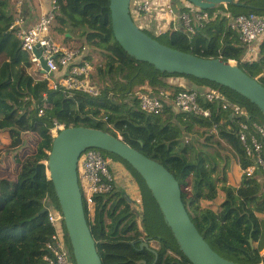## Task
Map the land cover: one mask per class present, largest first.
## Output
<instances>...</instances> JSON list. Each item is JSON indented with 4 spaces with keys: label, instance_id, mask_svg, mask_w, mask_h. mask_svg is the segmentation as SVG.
Returning a JSON list of instances; mask_svg holds the SVG:
<instances>
[{
    "label": "trees",
    "instance_id": "obj_1",
    "mask_svg": "<svg viewBox=\"0 0 264 264\" xmlns=\"http://www.w3.org/2000/svg\"><path fill=\"white\" fill-rule=\"evenodd\" d=\"M134 1H131V11ZM56 2L58 8L52 26L60 33H70L72 37L66 39H82L101 50L105 63L99 72L108 79V84L99 88L97 95L81 90H52L47 80L30 73L31 56L22 48L16 29L11 28L14 17L8 1L0 0V130L9 132L12 149L24 144L27 132L40 138L36 149L18 161L16 177L0 179V264H45V246L54 229L47 211L43 210L48 197L57 200L46 162L56 124L111 132L162 163L179 181L182 199L193 222L218 254L243 264H264V218L260 216L264 214V182L259 176L244 174L240 185L233 186L228 181L229 161H218L220 147L226 144L243 170L252 163L238 135L241 117L223 109L220 101H209L202 96L199 102L209 108V117L181 112L174 106L155 115L141 109L135 94L138 90H147L142 86L148 84L155 92L172 88L175 95L184 88L168 84L166 78L184 76L198 85L220 89L228 99L246 108L255 121L264 113L229 87L191 75L168 73L130 55L114 36L110 0ZM227 7L234 15L264 14V0H236ZM217 8H224V4L209 11ZM142 29L163 44L188 53L236 60L240 68L264 85V42L260 45L258 60H243L245 47L238 43V35L229 28L226 17L203 23L195 33L183 27L161 34ZM41 108L43 114L39 112ZM188 133L199 136V142L204 140L203 147H197L196 138L187 140ZM125 162L137 179L144 181L148 200L152 199L150 205L157 204L160 232L148 225L146 212L143 231L139 229L130 202L116 189L115 183L113 192L95 197L93 217L85 204L103 264H193L181 250L145 180ZM220 191L224 199L217 209L202 205L205 200L215 201ZM143 233L148 240H158L161 248L141 250Z\"/></svg>",
    "mask_w": 264,
    "mask_h": 264
},
{
    "label": "water",
    "instance_id": "obj_2",
    "mask_svg": "<svg viewBox=\"0 0 264 264\" xmlns=\"http://www.w3.org/2000/svg\"><path fill=\"white\" fill-rule=\"evenodd\" d=\"M131 1L110 0L114 36L130 55L168 73L191 75L229 87L256 104L264 113V85L257 78L250 76L231 60L201 57L153 38L133 18ZM187 1L200 9L209 10L236 0ZM42 64L47 70L44 60ZM89 148L118 155L143 177L181 250L193 264H243L222 257L205 240L182 199L179 181L162 163L111 132L93 127L70 126L60 129L54 137L47 165L76 264H103L87 218L78 171L80 157ZM43 211H47V208ZM143 248L144 245H141L140 249Z\"/></svg>",
    "mask_w": 264,
    "mask_h": 264
},
{
    "label": "built area",
    "instance_id": "obj_3",
    "mask_svg": "<svg viewBox=\"0 0 264 264\" xmlns=\"http://www.w3.org/2000/svg\"><path fill=\"white\" fill-rule=\"evenodd\" d=\"M164 1V4L158 9L153 0H141L135 4L132 14L135 19H139L146 15L152 16L153 13L160 10L168 13L172 22L178 18L182 20L190 33L196 32L191 22L192 16L199 26L211 19L220 16L226 17L227 25L237 33L241 44L244 47H249L248 51L244 52L243 60H247L246 55L248 54L260 53V45L264 42V14L234 15L227 10L226 4H224V8H218L213 12L200 9L192 4L190 14L188 11L177 12L172 0ZM52 2V8L35 25L24 28L23 17L18 15L11 28L16 29V34L22 42V48L29 52L33 66L42 73L40 78L47 80L52 90H81L97 95L99 88L90 82L93 70L92 62L84 57L79 49L63 45L50 35L58 8L56 0ZM42 60L46 62L47 70L44 69ZM231 61L238 64L236 60ZM136 96L140 101L141 109L155 115L164 112L168 107L167 100L169 98H173V106L179 111L193 112L205 117H209L211 112L209 108L200 104V96L209 101H220L223 109L231 110L232 115L241 117L238 129L239 139L247 156L252 160V163L243 170L244 174L248 177L259 176V180L264 182V124L251 119L246 108L228 99L220 89L209 88L207 91H201L198 88H184L175 95L172 91L163 89L159 92L138 90ZM39 112L43 114V108ZM64 127V125L56 124L52 133L55 135ZM110 163L111 159L96 148L85 150L80 157L78 171L83 178L81 190L89 211L95 208L97 195H107L114 190L116 176L110 169ZM257 173L259 174L257 175ZM45 207L47 208L48 221L54 229L45 246V264H76L70 250L62 211L55 208V204L49 197L46 199Z\"/></svg>",
    "mask_w": 264,
    "mask_h": 264
},
{
    "label": "rangeland",
    "instance_id": "obj_4",
    "mask_svg": "<svg viewBox=\"0 0 264 264\" xmlns=\"http://www.w3.org/2000/svg\"><path fill=\"white\" fill-rule=\"evenodd\" d=\"M217 9H215V10H217ZM191 10H192L191 7L186 8V11H188L190 14H191ZM149 19H150V15H147L143 21L138 20L137 22L140 26H142L141 28H146L147 30H149L148 32L151 34L153 31L156 32L157 34H161L162 32L166 31V30L161 29L157 26L151 25V22ZM179 22L181 23L180 27L187 28L184 25V23L182 22V20H179ZM191 22H192V25L195 27V30L197 32L200 29V27H199L197 21L195 20V18L193 16L191 17ZM50 32H51L50 35L57 42H59L63 45H65V43H70V41H72V39H73V38L72 39H66V37H67L66 35L69 33H64V34L60 33L59 31L56 30L55 26L51 27ZM160 40H164V39L160 38ZM74 41H75L74 45L70 46L68 44L66 46L79 49L82 52V55H84L85 57H88V58L90 57L89 60L93 64V70L91 73L90 82L93 85L97 86L98 88H101L104 85H107L108 79H105L99 72V67L104 65V63H105V59L103 58V54H102L101 50L96 49L94 46L89 45L88 43H86L82 39H75ZM32 68L33 69L35 68L36 74H37V71H38L37 68L34 66H32ZM32 68H31V70L33 71ZM38 72H40V71H38ZM39 74L42 77V73L40 72ZM191 82L193 84H196V83H194V81H191ZM185 88H187V87H185ZM191 89H193V88H191ZM135 96H136V94H135ZM258 120H259L258 122L264 124V116L261 115V117H259ZM197 129L200 131H204V129L199 128L198 126H197ZM54 136H56V134ZM186 136H187L186 137L187 140H192V139L196 138L197 139V142H196L197 147H203L202 141H204V140L199 142L198 140L201 138L199 136H197L195 133H188ZM39 139L40 138L36 134L27 132V134H25V136H24V142H25V144L27 142V145H26L27 147L25 146L22 148V146L25 145V144H23L18 149H12L10 146L9 147L6 146L4 144L5 141L2 139L1 144L4 146V148L5 147L8 148L7 150H5L3 152L4 153L3 155L5 156V155H8V153L12 152L13 156L11 157V160L7 159L9 156H5L6 165H4L5 167H0V174H4V175L9 176V177L14 176L16 173V168H18V166H17L18 161H21L24 158V156H27L28 154L32 153V151L34 149H36ZM207 149L210 150L211 152H214V148H212V147H209ZM219 151H220L219 154L221 155L220 159L218 160L219 163H221L223 161L222 159L229 161L227 164L228 165L227 166V169H228L227 172H228L229 183L233 186H235V183L239 184V181H241V179L244 175V172H243V169L241 168V166L238 162V159L235 156L234 152L231 151V149L226 144H223V147H220ZM106 156H108L111 159L110 169L112 170V172L116 176V189L118 191H120L121 194L127 200H129V198H131L133 196V198L130 201V207H131V211H133L135 214L139 229L141 231H143V228H144L143 217H144V213L146 212L148 225L150 227H152L156 232H160V229L158 227V225L160 224L159 209H158L157 204H154L153 207L150 205L152 202V199L149 198V200H148V196H147L148 190L145 186L144 181L140 180L139 178H138L139 179L138 180L137 177L135 176V174L133 173V171L130 169L129 165L125 161L120 159L119 157H117L113 154H110V153L109 154L107 153ZM0 160H1V154H0ZM113 160H114V163H118V165H119V163H121L123 166H119L118 169L114 168V170H113L112 169ZM4 168H5V171L3 170ZM80 168H81V164H80ZM79 175H80V186L82 188L83 187V178H82L81 174H79ZM144 197H145V199H144ZM223 199H224V193H223V191H220L219 196L215 201L211 202V201L205 200V201H202L201 203L204 207L205 206H211L214 209H217V206L219 205L220 202H222ZM52 201L55 204V208L61 210L58 199L56 201H54V200H52ZM94 209L95 208H92L90 210L91 217H93V215H94ZM262 216H263L262 218H264V215H262ZM144 235H145V233H143V237H142V239H144L143 242H146V243L149 242L150 247L155 249V250H158L161 248V243L158 240H155V239L148 240V239H146V237ZM68 237H69V235H68ZM70 250L73 252L71 245H70ZM262 254L264 255V249L262 250Z\"/></svg>",
    "mask_w": 264,
    "mask_h": 264
},
{
    "label": "crops",
    "instance_id": "obj_5",
    "mask_svg": "<svg viewBox=\"0 0 264 264\" xmlns=\"http://www.w3.org/2000/svg\"><path fill=\"white\" fill-rule=\"evenodd\" d=\"M7 1L9 3V11L12 14V16L14 17V20L17 18L18 15H21L23 17L22 25H23L24 28H28V27H31V26L35 25L40 20V18L47 11H49L52 8V3H53L52 2L53 0H7ZM140 1L141 0H135L134 1V6H135L136 3H139ZM153 1L158 6V9H159V6H162L164 4V2H165L164 0H153ZM172 4L174 5V7H175L177 12H181V11L186 12V8L187 7H192L193 6L187 0H172ZM146 16L140 17L139 19L136 18V20L137 21L138 20L143 21ZM149 20L151 22V25L157 26V27H159L161 29H164L166 31L169 30V29H177L178 27L181 26V23L179 22V20H180L179 18L176 19V21L172 22L173 20L171 21V16L168 13L162 12L160 10H158V12H156V13H153V15L150 16ZM199 27H201V26H199ZM50 34H51V32H50ZM66 36L67 37H72L70 33L67 34ZM74 43H75V41H74V39H72V41H70V43H65V45L69 44L70 46H72V45H74ZM238 43L241 44L239 36H238ZM248 49H249V47H245V51H248ZM259 58H260V53L259 52H255V53H251V54L246 55V59L247 60H258ZM33 71L30 69V73H32L33 75L35 74V76L37 78L41 77V75L39 74L40 72L37 71V74H36L35 68L33 69ZM166 81L170 85L180 86V87H184V88L187 87L188 89L198 88V90H201V91H205L206 90L207 91L210 88V87H207V85L193 84L191 82L192 80H190L189 78H186L184 76H171V77L166 78ZM142 88H147V90H152L153 92H155L153 90V88H151V86L148 85V84L142 86ZM163 90L172 91L173 89L172 88H163ZM167 105L168 106H173V98H169L167 100ZM25 134H27V133H25ZM25 134H24V136H25ZM2 139L5 141V143L4 142L3 143L6 146L9 147L10 144H11V137H10L9 132L0 130V150H1L0 151V154H1L0 167H5L4 166V165H6L5 156H9L7 159L11 160V157L13 155H12V152H10L11 154L8 153V155H5V156L3 155L4 154L3 152L5 150H7L8 148H6V147L4 148V146L1 144V140ZM24 144H25V142H24ZM26 145H27V142H26L25 145L22 146V148L25 147ZM119 166H123V165L121 163H119V165H118V163H114V160H113L112 169L113 170H114V168L118 169ZM3 170L5 171V168ZM15 177H16V175H14L12 177H9V176H6L4 174H0V179L1 178H9V179L13 180ZM240 182L241 181H239V184L235 183V186H239ZM132 198H133V196L131 198H129L128 201L130 202ZM262 215H264V214H260L261 217H263Z\"/></svg>",
    "mask_w": 264,
    "mask_h": 264
},
{
    "label": "flooded vegetation",
    "instance_id": "obj_6",
    "mask_svg": "<svg viewBox=\"0 0 264 264\" xmlns=\"http://www.w3.org/2000/svg\"><path fill=\"white\" fill-rule=\"evenodd\" d=\"M143 240H144V239L141 238V240H140V246H141V245H144V247H147V248L150 249L151 251H156L155 249H153V248H151V247L149 246V245H150L149 242L147 243V245H145L144 243H146V242H143ZM141 250H143V249H141Z\"/></svg>",
    "mask_w": 264,
    "mask_h": 264
},
{
    "label": "clouds",
    "instance_id": "obj_7",
    "mask_svg": "<svg viewBox=\"0 0 264 264\" xmlns=\"http://www.w3.org/2000/svg\"><path fill=\"white\" fill-rule=\"evenodd\" d=\"M47 163V162H46Z\"/></svg>",
    "mask_w": 264,
    "mask_h": 264
}]
</instances>
